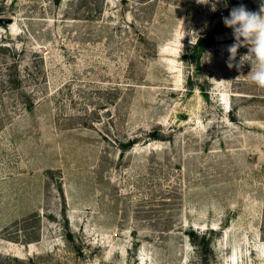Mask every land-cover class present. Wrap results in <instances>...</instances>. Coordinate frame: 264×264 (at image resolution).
<instances>
[{"label":"rangeland","instance_id":"374dc122","mask_svg":"<svg viewBox=\"0 0 264 264\" xmlns=\"http://www.w3.org/2000/svg\"><path fill=\"white\" fill-rule=\"evenodd\" d=\"M232 1L0 0V264H264Z\"/></svg>","mask_w":264,"mask_h":264},{"label":"clouds","instance_id":"9594fccd","mask_svg":"<svg viewBox=\"0 0 264 264\" xmlns=\"http://www.w3.org/2000/svg\"><path fill=\"white\" fill-rule=\"evenodd\" d=\"M198 4L208 5L212 12L218 10V5L228 7V0H196ZM225 27L232 30L233 43L226 47L228 58L226 65L238 72L245 65L250 66L247 74L250 81L264 89V0H261L258 11H250L244 4L232 7L229 14L222 17ZM190 35L192 33H189ZM247 52L239 54L240 48ZM206 62H210L211 54L205 53ZM239 55V59H237Z\"/></svg>","mask_w":264,"mask_h":264},{"label":"trees","instance_id":"16d2710c","mask_svg":"<svg viewBox=\"0 0 264 264\" xmlns=\"http://www.w3.org/2000/svg\"><path fill=\"white\" fill-rule=\"evenodd\" d=\"M240 1H241V0H239V2H237V0H233L232 3H233V2L237 3V5H235V7H236V6L240 5ZM196 45H197V47H199V46H203V45H204V43H203V39H199V41H198V43H197Z\"/></svg>","mask_w":264,"mask_h":264},{"label":"water","instance_id":"95a60500","mask_svg":"<svg viewBox=\"0 0 264 264\" xmlns=\"http://www.w3.org/2000/svg\"><path fill=\"white\" fill-rule=\"evenodd\" d=\"M5 22H8V21H6V20H3V21H2V23H5Z\"/></svg>","mask_w":264,"mask_h":264}]
</instances>
